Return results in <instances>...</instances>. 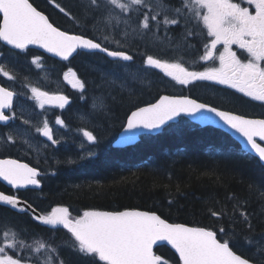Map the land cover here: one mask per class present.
<instances>
[{
	"label": "trees",
	"instance_id": "obj_1",
	"mask_svg": "<svg viewBox=\"0 0 264 264\" xmlns=\"http://www.w3.org/2000/svg\"><path fill=\"white\" fill-rule=\"evenodd\" d=\"M30 2L58 28L103 42L101 26L94 27L91 22L85 25L83 20L70 18L82 15L86 0ZM171 2L179 6V0ZM56 3L64 7L69 16L61 13ZM116 11L119 12L118 9ZM137 15L133 13L134 20ZM169 29L167 34L163 28L157 33L161 38H171L166 54L161 51L160 42L149 36L144 40L125 42L123 50L134 59L121 63L128 67L141 65L147 55H154L185 65L204 51L206 41L200 36H189L187 43L182 42L185 32L183 21L179 26L170 25ZM177 44L182 46L177 49ZM108 47L112 50L117 48L114 43ZM36 57L40 58L44 71L31 63ZM110 59L102 53L78 51L68 61H59L33 48L13 50L0 42V64L14 76L11 81L0 76V85L15 92L14 107L30 119L27 121L40 123L31 87L49 93L62 92L71 100L63 109L54 107L50 115L54 118L60 116L73 127L69 125L64 132L62 143L56 146L49 144L36 158H31V165L39 170L41 188L26 194L22 192L24 195L21 196L45 215L56 206L68 208L73 218L85 210L134 208L156 212L171 223L210 228L219 234L222 242L228 237L220 234V229L223 227L229 233L234 230L240 238L233 250L256 264H262L264 254L256 252V244L264 243V165L244 152L224 131L194 125L185 118L169 124L158 134L142 135L134 145L113 147L112 141L131 110L155 101L163 93L189 96L192 93L188 87L180 88L157 69L146 71L144 80L124 87L118 81L119 69L115 74L116 83L112 84V76H103L113 67ZM69 68L86 83L83 92L63 86V76ZM47 74L50 76L48 79L45 78ZM94 103L96 109L93 108ZM101 103L106 106V111H100ZM9 130V127L0 129L2 133ZM74 130L92 132L98 137V144L90 145L85 137L86 144H81ZM88 149L95 151L96 155L80 159L81 155H87ZM66 160L78 162L68 164ZM234 205H237L235 210ZM213 210L227 215L214 217L211 215ZM241 212L250 214L251 233L247 232L245 224L239 222ZM233 218L236 223H233ZM0 225H6L10 232L16 231L17 238L24 240L25 244L34 239L57 247L66 264H88L65 246L70 234L61 227L43 226L30 214L6 207H0ZM1 229L0 243L3 240ZM24 229H27L26 236L20 234ZM249 235L252 243L246 240ZM155 253L168 260L169 264H177L179 259L165 245L156 247Z\"/></svg>",
	"mask_w": 264,
	"mask_h": 264
},
{
	"label": "snow or ice",
	"instance_id": "obj_2",
	"mask_svg": "<svg viewBox=\"0 0 264 264\" xmlns=\"http://www.w3.org/2000/svg\"><path fill=\"white\" fill-rule=\"evenodd\" d=\"M245 2L247 7L233 0H179V6L174 5L171 0H86L82 15L79 18H70L83 20L85 25L91 22L94 27L101 26L100 31L104 35L103 42H100L95 38L69 34L54 27L48 17L38 11L30 0H0V42L20 51H24L29 45H38L64 61L78 53V50H86L90 54L102 53L111 58L109 63L113 65L110 72L103 76H112L111 83L115 84L117 71L127 67V64L121 62H131L134 59L123 50L125 42L144 40L151 36L154 41L160 42L161 51L166 54L167 47L171 46V38H161L157 33L163 28L167 34L170 25L179 26L183 21L185 32L182 42L187 43L189 36H200L204 39V51L199 60L213 66L206 67L203 71H189L181 63H170L154 55H147L143 64L161 70L166 77H171L180 85L186 86L194 81H211L235 89L251 100L264 102V0ZM55 6L65 16H69V12L59 3ZM133 13H138L135 20ZM111 43L117 46L116 50L108 47ZM233 45L246 53L247 58L242 60L233 51ZM181 46L182 44H177L176 48ZM217 61L218 66H215ZM31 63L37 68L41 67L39 57L33 58ZM0 76L9 81L14 79L2 64ZM70 76L75 81L74 86L78 85L83 92L86 83L78 79L77 73L71 68L64 73L66 80ZM131 78L135 79L136 76L132 74ZM121 87H124L123 82ZM30 91L41 108L45 103L55 102L56 106L63 109L69 103L65 95L49 94L38 87H31ZM13 97V91L0 86V122L6 124L15 119V114L8 116L3 111L12 110ZM96 107L94 103L93 108ZM106 110V106L101 103L100 111ZM197 114H200L199 117ZM213 115L229 129L239 133L250 150L259 157V161L264 162V146L256 140L258 137L260 141H264V119H248L188 96L162 95L155 103L136 107L121 125L125 133L121 136V143L127 144L134 140L135 130L152 132L181 116L210 122ZM29 123L24 121V124ZM55 123L65 126L60 116L56 117ZM36 132L46 137L51 146L59 143L54 138L48 120L43 122L42 127L37 126ZM5 135V144L15 143L12 134ZM83 136L90 145L95 146L99 142L98 137L90 131H83ZM86 151L87 155H81L80 159L96 155L91 149ZM65 162L73 164L78 161ZM39 174L37 169L17 160H0V178L7 181L13 189L26 185L38 187ZM0 206H10L12 210L20 213H26L31 208L30 204L24 207L16 196L3 192H0ZM236 207L237 205L233 206L234 210ZM211 215L219 217L227 213L213 210ZM240 217L242 219L239 222L245 224L247 232L251 233L253 225L250 214L241 212ZM32 219L53 229L62 226L70 234V239L64 242L65 246L88 264H169L168 260L154 253L153 246L158 242H166L174 249L179 257L177 264H253L251 259L242 254L238 255L233 250L240 238L234 230L229 233L222 227L220 234L228 237L222 242L218 238L219 234L210 228L169 223L153 211L134 208L123 211L85 210L82 215L73 218L68 208L57 207L47 215H33ZM236 222L233 218V223ZM0 228L3 229L5 241L4 246L0 247V264H66L57 247L38 243L33 249L24 240H17L16 231L10 232L6 225H0ZM20 234L26 236L27 229ZM246 240L252 243L250 235ZM17 248L19 254L16 258L7 253L8 249L15 251ZM25 249H29L27 258L24 257ZM45 251L49 255L46 260H41L39 256ZM256 252L264 254V243L257 242Z\"/></svg>",
	"mask_w": 264,
	"mask_h": 264
},
{
	"label": "flooded vegetation",
	"instance_id": "obj_3",
	"mask_svg": "<svg viewBox=\"0 0 264 264\" xmlns=\"http://www.w3.org/2000/svg\"><path fill=\"white\" fill-rule=\"evenodd\" d=\"M233 2H239L241 3V6L243 7L248 6L245 0H233ZM251 10L254 11V9H251ZM205 37H206V33H205ZM233 51H236L237 55L242 60L247 58V54L244 53L242 50L238 49L235 45H233ZM201 55H203V52L200 53V55L197 54L193 56V58L190 60V63L193 64V68L191 69V71H203L206 67L213 66L211 63H205L204 61L199 60V57ZM215 66H218V61L216 62ZM42 69L43 67L40 70ZM178 86L180 88L188 87L189 91L192 93L191 95L192 98H195L196 100L204 102V103H208L212 106L221 108L222 110L231 111V112H234V113L246 116V117H250V118H256V117L264 118V102L251 100V98L245 97L242 93H238L235 91V89L228 88L226 85L216 84L211 81H194L191 84L186 85V86H182L180 84H178ZM14 100H15V92H14V97H13L12 110L5 111V115L13 116V114H15V119L10 120L6 124L0 123V129H4V127H9V129H14L15 131V128L16 127L18 128L20 125L30 126V123L24 124V121L29 120V119L23 113H21L19 109H16L14 107ZM35 108L37 110L36 105H35ZM44 111H45L44 113H47V110L44 109ZM41 120H44L43 116H41ZM48 121H50V118L48 119ZM194 125H197V124H194ZM49 126L53 129L52 123H50ZM7 133H2L0 131V159L10 158V159H15V160L25 162L31 165V158H36V156L39 155V153L31 151V148H29L23 142L16 140L15 137H14L15 139L14 144H5V141L7 140V136L5 134ZM53 133H54V138L57 140L58 137L56 136L54 130H53ZM37 139L45 141L41 135H38ZM57 141L59 142L57 145L63 142V140L61 139ZM46 143L47 145L49 144L51 145L50 142H46ZM43 150L44 148L42 149V151ZM37 179L40 181L39 175L37 176ZM33 190L35 189L33 188L13 189L12 187H9L3 184L0 181V192H3L4 194H7V195L16 196L18 199L25 200L21 195L29 193ZM22 192L24 194H22ZM0 207L5 208L4 206H0ZM2 238H3V234H2Z\"/></svg>",
	"mask_w": 264,
	"mask_h": 264
},
{
	"label": "rangeland",
	"instance_id": "obj_4",
	"mask_svg": "<svg viewBox=\"0 0 264 264\" xmlns=\"http://www.w3.org/2000/svg\"><path fill=\"white\" fill-rule=\"evenodd\" d=\"M168 62L180 63L178 61H168ZM184 66L186 68H188L189 71H191V69L193 68L192 63H187ZM41 68H42V66L40 68L36 67V69H41ZM151 69L152 68L145 66L144 64L130 66V67L127 66L126 68L120 69V74L117 75L118 81L121 83L123 82L124 85H126V86L130 85L131 83H133L135 81H142V80H144V76L146 75V71L151 70ZM157 70H159V69H157ZM159 71L162 72L161 70H159ZM132 74H134L136 76L135 79L131 78ZM42 76H44V75L42 74ZM49 77H50L49 74H47L45 78L48 79ZM74 84H75V81L73 80V78L71 76L67 80L63 76V86L65 85L67 88H70L74 91H80L79 86L78 85L74 86ZM182 86H185V85H182ZM51 94H53V95H55V94L65 95L62 92H53ZM32 99L35 102V105L37 107V112L40 116L39 117L40 123L39 122L38 123L30 122V126L20 125L18 128L17 127L15 128V131H14V129H10L7 134H12L16 140L23 142L25 145H27L29 148H31V151L40 153V151H42V149L44 147H46L45 145H47V143L45 141L37 139V136L40 135L38 132H36L37 126L42 127L43 122L50 118L49 124L50 123L53 124V130L55 131V134L58 137L57 140H59V139L64 140V134H65L64 132L69 128V125L72 127H73V125L70 123L67 124L65 121H64L65 122L64 127L56 125V123H55L56 118H54L53 116L50 115L53 112V108L56 107L55 102H53L51 104L45 103L44 107L41 108V107H39L37 101L34 98H32ZM96 102H98V101L96 100ZM44 109L47 110V113H44L45 112ZM23 110L28 113V111L26 109L23 108ZM41 116H43L44 120H41ZM83 131H85V130H81V131L74 130V132H76V136H78V138L80 139L81 144H86V141L83 139L84 138ZM17 240H19V239L17 238ZM38 243H43V242L40 240L32 239L29 243H26V244L30 245L31 248L34 249ZM4 244H5V241L3 239L2 242L0 243V247H3ZM7 253L9 255H13V257L16 258V256L19 254V248H17V250H15V251L12 249H8ZM48 255H49V253L47 251H45V252H43V254H41L39 256V258L41 260H46ZM28 256H29V249H25L24 257L27 258Z\"/></svg>",
	"mask_w": 264,
	"mask_h": 264
},
{
	"label": "water",
	"instance_id": "obj_5",
	"mask_svg": "<svg viewBox=\"0 0 264 264\" xmlns=\"http://www.w3.org/2000/svg\"><path fill=\"white\" fill-rule=\"evenodd\" d=\"M30 3H31V2H30ZM33 6H34V5H33ZM34 7H35V6H34ZM37 10L40 11L39 9H37ZM41 12H42V11H41ZM42 13H43L45 16H47L44 12H42ZM47 17H48V16H47ZM48 19H49V18H48ZM49 22L52 23L50 20H49ZM52 24H53V23H52ZM53 26H54V27H57V26H55L54 24H53ZM59 29H60V28H59ZM60 30H61V31H64V30H62V29H60ZM68 33H69V32H68ZM69 34H72V33H69ZM77 35H79V34H77ZM1 43H2L3 45H5L6 47L10 48V49H13V48H11V46L6 45V44H4L3 42H1ZM28 48L36 49V50H38V51H40V52H42V53H44V54H46V55H48V56L54 58V59H57V60H59V61H64V60H62L61 58L56 57L54 54L46 52L44 49L40 48L38 45H29ZM13 50H18V49H13ZM78 51H86V50H78ZM74 55H75V54H73V56H74ZM73 56H72V57H73ZM72 57H70L69 59H71ZM69 59H68V60H69ZM0 86H1V85H0ZM162 95H170V96H188V95H173V94H166V93H163V94H160L156 100H158L159 97L162 96ZM188 97H190V96H188ZM190 98H192V97H190ZM192 99H194V98H192ZM68 100H69V99H68ZM156 100L153 101V102H150V103H155ZM197 101H198V100H197ZM69 102H70V100H69ZM198 102H201V101H198ZM68 104H69V103H68ZM148 104H149V103L144 104V105H141V106H138V107H145V106H147ZM66 105H67V104H66ZM133 110H135V108H134ZM133 110H131V111H133ZM3 111L5 112V111H7V109H5V110H3ZM131 111H130V112H131ZM225 111H226V110H225ZM130 112H129L128 114H130ZM233 113H234V112H233ZM234 114H237V113H234ZM199 115H200V114H197V117H199ZM207 115H212V114H207ZM238 115H240V114H238ZM244 117H245V118H248V119H264V118H257V117H256V118H250V117H246V116H244ZM179 118H186V119L189 120L190 122H192V123H194V124H197V125H199V126H212V127H214V128H218V129L224 131L225 133H227L230 137H232V138H233V139L239 144L240 148H241L244 152H247V153L251 154L252 156L256 157V158L259 160V157H258L254 152H252V151L250 150V147L247 145L246 140H245V139H244L239 133L235 132V131L232 130V129H229L226 125L223 124L222 121L219 120L218 117H215L214 115L212 116V121H210V122H205V121H202V120L199 119V118H193V117H191V116H181V117L176 118L174 121H169L168 124L162 126L160 129L154 130V131H152V132H148L147 130H143V129H141V130H135V132H134V134H135V139L132 140L131 142L127 143V144H125V143H121V136H123V135L125 134L123 128H121L120 131L117 133L115 139L112 141V146H113V147H116V148H122V147H127V146H130V145H134L135 143H137V142L139 141L141 135H145V134L155 135V134H158V133H160L165 127H167L169 124L174 123V122H177V121L179 120ZM126 119H127V116H126ZM126 119H125V122H126ZM125 122H124V123H125ZM0 123H3V122H0ZM3 124H5V123H3ZM130 135H131V133H130ZM42 137H43V136H42ZM43 139H44L46 142H50V141L47 140L46 137H43ZM256 140H257L258 143H260L262 146H264V141H260L258 137L256 138ZM50 143H51V142H50ZM4 159H10V158H4ZM4 159H0V160H4ZM12 160H15V159H12ZM17 161H18V160H17ZM18 162H19V163H22V164H27V163H25V162H21V161H18ZM260 163L264 165V162H261V161H260ZM27 165H28L29 167H32V166L29 165V164H27ZM32 168H35V167H32ZM35 169H36V168H35ZM37 171H38V169H37ZM0 181H1L3 184H5V185H7V186H9V187H12L11 185H9V184L7 183V181H4L2 178H0ZM40 187H41V184H39L38 187L33 186V185H26V186H24V187H18V188H16V189H21V188H33V189H39ZM18 200L22 202V206H24V207H27V205L29 204V203H28L27 201H25V200H22V199H18ZM24 202H26V203H24ZM30 205H31V204H30ZM4 207H7V208L11 209L10 206H4ZM57 207H64V206H56V207H54V208H57ZM11 210H12V209H11ZM138 210H139V209H138ZM14 211H15V210H14ZM51 211H52V210H51ZM51 211H50V212H51ZM97 211H103V210H97ZM122 211H123V210H122ZM142 211H145V210H142ZM26 213L30 214L31 216H33V215H37V216H38V215H45V214L39 212L37 209H35L32 205H31V208H30ZM156 214H157V213H156ZM161 218H162V217H161ZM162 219H164V218H162ZM36 222L39 223V221H36ZM168 222H169V221H168ZM169 223H171V222H169ZM41 225H42V224H41ZM43 226H45V225H43ZM187 226H190V225H187ZM46 227L52 228L51 226H46ZM57 227H61V228H62V226H57ZM190 227H196V226H190ZM162 245H165V246L169 247V248L175 253L174 249H172L170 245H167L166 242H158L157 245H154V246H153V251H154V253H155V250H154V249H155L156 247H158V246H162ZM155 254H156V253H155ZM238 255H239V254H238ZM177 256H178V255H177ZM178 258H179V257H178ZM253 264H256V263L253 262Z\"/></svg>",
	"mask_w": 264,
	"mask_h": 264
},
{
	"label": "bare ground",
	"instance_id": "obj_6",
	"mask_svg": "<svg viewBox=\"0 0 264 264\" xmlns=\"http://www.w3.org/2000/svg\"><path fill=\"white\" fill-rule=\"evenodd\" d=\"M95 96V95H94ZM92 107V106H91Z\"/></svg>",
	"mask_w": 264,
	"mask_h": 264
}]
</instances>
